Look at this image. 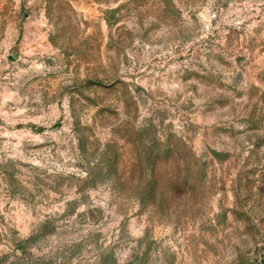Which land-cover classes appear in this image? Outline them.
<instances>
[{
  "label": "rangeland",
  "instance_id": "374dc122",
  "mask_svg": "<svg viewBox=\"0 0 264 264\" xmlns=\"http://www.w3.org/2000/svg\"><path fill=\"white\" fill-rule=\"evenodd\" d=\"M0 264H264V0H0Z\"/></svg>",
  "mask_w": 264,
  "mask_h": 264
}]
</instances>
